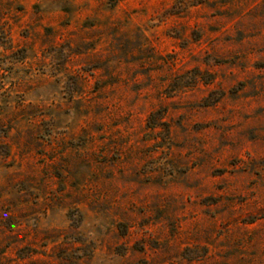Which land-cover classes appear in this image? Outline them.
Returning a JSON list of instances; mask_svg holds the SVG:
<instances>
[{
    "label": "rangeland",
    "instance_id": "rangeland-1",
    "mask_svg": "<svg viewBox=\"0 0 264 264\" xmlns=\"http://www.w3.org/2000/svg\"><path fill=\"white\" fill-rule=\"evenodd\" d=\"M0 264H264V0H0Z\"/></svg>",
    "mask_w": 264,
    "mask_h": 264
}]
</instances>
